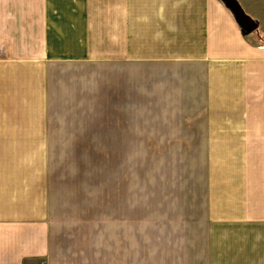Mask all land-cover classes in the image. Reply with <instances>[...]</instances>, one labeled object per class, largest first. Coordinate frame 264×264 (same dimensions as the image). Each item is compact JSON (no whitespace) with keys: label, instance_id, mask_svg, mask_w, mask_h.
<instances>
[{"label":"crops","instance_id":"0c3cea01","mask_svg":"<svg viewBox=\"0 0 264 264\" xmlns=\"http://www.w3.org/2000/svg\"><path fill=\"white\" fill-rule=\"evenodd\" d=\"M235 1L256 32L221 0H0V264H264V0ZM132 152L188 168L157 255Z\"/></svg>","mask_w":264,"mask_h":264},{"label":"rangeland","instance_id":"374dc122","mask_svg":"<svg viewBox=\"0 0 264 264\" xmlns=\"http://www.w3.org/2000/svg\"><path fill=\"white\" fill-rule=\"evenodd\" d=\"M221 1L224 2L223 0ZM258 7L259 6L255 4V8L258 9ZM258 12H260L259 17L263 19L264 12L261 10ZM252 20L256 23L254 19ZM256 30L257 26L252 31L246 33L242 31V33L247 35L250 32H256ZM258 39H255V42L263 45L264 41ZM109 154L111 156L113 155V153ZM101 156V198L102 201H106L108 184L110 185V177L108 180V153L102 152ZM172 160H176L173 165L167 163H171ZM184 164L185 162L183 163L180 161L175 153L132 152L129 153V157L127 158V185L130 187V201L132 200L133 217H147L151 224L149 227H145L147 232L145 229L134 227L133 225V235H140L143 241V238L147 234V245L151 247V243L154 242L153 245L157 247L154 251L155 255L160 251V199L162 200L161 208L163 209V207H165L167 210H170V216L173 215L174 208H176L175 214L177 217L180 215L182 209L187 211L189 208V206L181 204L182 202L186 203L185 196L188 194L187 188L183 185L188 182L181 184V180L188 178V168L185 167ZM124 176L125 172L122 170V174L117 176L118 180L113 181V184L115 183L114 185L120 187V181L124 179ZM174 190H177V193H175ZM174 193L176 197H174ZM105 209L106 208L102 207V210ZM153 213L156 214L155 218L151 217ZM170 223L171 220L167 224V229ZM179 226L181 227V224ZM150 254L152 255L151 252Z\"/></svg>","mask_w":264,"mask_h":264},{"label":"water","instance_id":"95a60500","mask_svg":"<svg viewBox=\"0 0 264 264\" xmlns=\"http://www.w3.org/2000/svg\"><path fill=\"white\" fill-rule=\"evenodd\" d=\"M226 5L232 11L238 25L241 27L244 33L252 31L256 28L257 24L252 20L251 17L246 15L240 5L235 0H223Z\"/></svg>","mask_w":264,"mask_h":264}]
</instances>
